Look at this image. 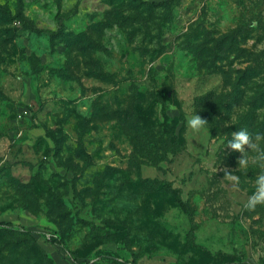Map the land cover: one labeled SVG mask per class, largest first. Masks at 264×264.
I'll use <instances>...</instances> for the list:
<instances>
[{"label": "rangeland", "instance_id": "rangeland-1", "mask_svg": "<svg viewBox=\"0 0 264 264\" xmlns=\"http://www.w3.org/2000/svg\"><path fill=\"white\" fill-rule=\"evenodd\" d=\"M0 7V264H264V0Z\"/></svg>", "mask_w": 264, "mask_h": 264}, {"label": "clouds", "instance_id": "clouds-1", "mask_svg": "<svg viewBox=\"0 0 264 264\" xmlns=\"http://www.w3.org/2000/svg\"><path fill=\"white\" fill-rule=\"evenodd\" d=\"M207 123L208 121L198 114L192 115L186 122L187 127L194 132H199ZM262 139H264V136L261 134L253 136L246 129H240L231 133V139L227 143L231 150L242 153V156L238 158L239 168L246 169L252 163L262 170L255 180V192L248 197L247 202L244 204V208L247 210H255L257 205H264V148H261L258 143ZM249 151L255 153V155L252 157L247 156L246 153ZM223 171L224 177L232 182L233 188L238 189L239 177L228 169Z\"/></svg>", "mask_w": 264, "mask_h": 264}, {"label": "trees", "instance_id": "trees-1", "mask_svg": "<svg viewBox=\"0 0 264 264\" xmlns=\"http://www.w3.org/2000/svg\"><path fill=\"white\" fill-rule=\"evenodd\" d=\"M151 4H152V5H158V3H155V2H151ZM0 12H4V13H6V15H9V13H7L6 10H5L4 8H2V7H0ZM15 17H16V16H15ZM179 203H180V206H181L182 208H184V204H183V202L179 201ZM191 231H192V229H191Z\"/></svg>", "mask_w": 264, "mask_h": 264}]
</instances>
